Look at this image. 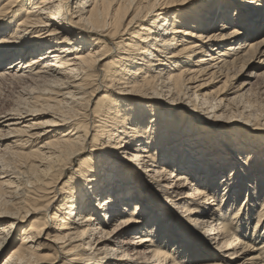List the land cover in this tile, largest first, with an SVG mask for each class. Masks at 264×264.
<instances>
[{"label": "bare ground", "instance_id": "1", "mask_svg": "<svg viewBox=\"0 0 264 264\" xmlns=\"http://www.w3.org/2000/svg\"><path fill=\"white\" fill-rule=\"evenodd\" d=\"M263 32L264 0H0V86L42 89L0 115V264H264V163L217 158L264 136L229 121Z\"/></svg>", "mask_w": 264, "mask_h": 264}, {"label": "rangeland", "instance_id": "2", "mask_svg": "<svg viewBox=\"0 0 264 264\" xmlns=\"http://www.w3.org/2000/svg\"><path fill=\"white\" fill-rule=\"evenodd\" d=\"M264 32L260 35L263 36ZM264 71V70H263ZM256 79H254L255 82ZM15 80H7L5 82H3V84L0 86V115H4L5 113L8 112H13L16 113L18 112V109L20 111V109L24 110L23 107L25 108V99L29 98L30 95H33V92H37L38 93L42 91V89H36V84L35 82L30 80L27 81H19V82H14ZM29 81V83H28ZM14 82V83H13ZM23 82V83H22ZM261 83V81H260ZM259 82H255V86H254V92H253V100L255 101V108L259 110V113L264 112V89L262 87V85H260ZM26 84V85H25ZM22 86V87H21ZM31 86V87H30ZM262 87V88H261ZM35 88L34 91H31ZM38 88V87H37ZM28 89V90H27ZM32 92V94H31ZM27 93V94H26ZM34 93V94H35ZM29 96V97H28ZM24 98V99H23ZM187 102V101H185ZM259 103V104H258ZM241 105V104H240ZM21 108H20V107ZM239 107V106H237ZM259 107V108H258ZM263 109H262V108ZM16 111H15V110ZM21 110V111H22ZM263 110V111H262ZM241 110H237V112H241ZM203 112H205V110H203ZM234 112V111H233ZM206 113V112H205ZM257 114L254 115V117H260V119H262L261 121H256L254 119V117L251 119L249 118V113H247L246 115H233L235 117H239L238 119L240 120V122L237 120H229L233 125H235V127H243L242 125H246L247 127H252V126H256L257 124H259L258 122H262V125H264V114L261 116V114L258 116ZM230 116V115H228ZM39 119H43L45 117H43V115L39 116ZM212 118V116H211ZM248 120H250V122H248ZM223 121V120H221ZM220 121V122H221ZM227 124V123H226ZM241 137V138H240ZM263 137V138H262ZM257 136L255 138L253 137H247V136H239L236 139H233V141L229 144L230 146H224L223 149H221V153L217 158H221L220 162L224 165H231V166H235V165H243L244 167H248L249 166H256L259 165L261 163H264V136ZM240 138V139H239ZM242 139V140H241ZM245 139V140H244ZM224 151H227L224 154ZM1 152V151H0ZM0 158H1V154H0ZM246 162H248V164H245ZM14 165V164H13ZM13 165H11L10 168H14ZM112 167L114 168V165L111 164V168L109 171L112 172H108L106 175L103 176V172L100 171V178L105 179V182H110L107 177L111 176L114 169H112ZM99 177L96 176V179H98ZM152 187H154L157 191H158V187L157 185H152ZM5 197L2 198V200H4ZM180 212V211H179ZM203 234L205 235V231H203ZM5 252L2 254V256L0 257V262L3 259V257L5 256ZM232 259H234V256L231 257ZM228 258V259H231ZM236 262V261H234ZM232 264L230 262V260H228L226 262V264Z\"/></svg>", "mask_w": 264, "mask_h": 264}]
</instances>
